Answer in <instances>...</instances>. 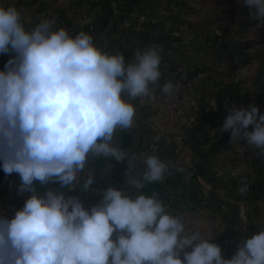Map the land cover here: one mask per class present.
Here are the masks:
<instances>
[{"label":"clouds","instance_id":"clouds-1","mask_svg":"<svg viewBox=\"0 0 264 264\" xmlns=\"http://www.w3.org/2000/svg\"><path fill=\"white\" fill-rule=\"evenodd\" d=\"M242 3L264 23V0ZM54 23L43 19L28 29L20 10L0 0V55L14 53L0 69V168L19 175L20 193H31L13 218L0 217V264H264V228L224 258L211 237L186 233L182 216L166 211L158 194H143L170 174L169 162L129 156L112 143L118 128L132 126L133 99L154 98L155 85L175 93L171 80L160 82V46L137 48L126 62L123 52L97 47L89 33L72 35ZM229 130L234 144L244 139L264 156L258 106L230 108L220 127ZM90 156L127 160V184L135 191L110 186L91 209L63 191L37 192L36 182L70 187ZM93 183L89 175L83 189Z\"/></svg>","mask_w":264,"mask_h":264},{"label":"rangeland","instance_id":"rangeland-1","mask_svg":"<svg viewBox=\"0 0 264 264\" xmlns=\"http://www.w3.org/2000/svg\"><path fill=\"white\" fill-rule=\"evenodd\" d=\"M196 2L3 0L5 6L20 10L22 23L28 29L50 19L55 28L64 27L72 35L85 31L100 49L123 52L126 58L131 56L133 47L159 45L161 83L171 80L175 84L190 80L196 73L210 74L199 84L181 91L175 115L168 122L155 102L156 106H135V132L126 128L119 147L129 156L145 153L169 162L170 174L159 181L164 185L161 200L166 211L182 216L186 233L199 231L203 237H211V242L220 246L222 256L231 259L245 238L264 228V156L244 139L234 144L230 130L220 131L229 111L220 114L217 105L221 102L229 108H247L255 104L264 113V102L260 100L264 92V79L260 82L264 74V49H260L264 45V23L250 17L242 0L233 1L234 6L229 1L226 7L213 8L196 6ZM212 12L223 13V18L211 21L207 15ZM234 15H239L235 27L228 21ZM120 17L129 24L128 28L116 29ZM13 55L5 54L0 61L2 66ZM244 65L253 66V76L249 83L245 77H239L240 82L232 91L227 82L229 75H238ZM229 90L235 93L234 97L228 98ZM169 100L164 94L158 101L162 105ZM214 115L216 120H210ZM147 123L156 131L148 130ZM248 130H253L251 125ZM90 164L78 190L55 184L53 191L77 197L86 209L100 204L103 191L110 186L122 188L126 194L135 191L127 184V160L99 156ZM142 167L137 163V174ZM89 175L94 176V183L83 189ZM20 184L15 172L1 178L0 217L13 218L31 196L29 192H19ZM242 187L246 191L241 192Z\"/></svg>","mask_w":264,"mask_h":264},{"label":"crops","instance_id":"crops-1","mask_svg":"<svg viewBox=\"0 0 264 264\" xmlns=\"http://www.w3.org/2000/svg\"><path fill=\"white\" fill-rule=\"evenodd\" d=\"M231 2V6H234L235 4H234V2L233 1H235V0H197V2H196V6H200V7H203V6H208V7H226V2L228 3V2ZM203 13H205V12H203ZM212 14V15H211ZM215 14V15H214ZM208 17H210V20L211 21H214V20H219V18H223V13L221 14V13H219V12H212V13H210V15H207ZM219 17V18H218ZM201 20H205L204 18H201ZM239 20V15L237 16V15H234V18L232 17V16H230L229 18H228V21H229V23H231V25H233V27H235L234 25H235V22H237ZM242 21V20H241ZM228 34H230V33H228ZM261 38L263 39L264 38V33H262L261 34ZM95 39V38H94ZM97 40H99V38H97ZM264 40V39H263ZM249 42V41H248ZM247 42V44H246V46H247V48H248V46L250 45L249 43ZM99 45H101V43L99 44ZM104 45V44H103ZM241 45H243V44H241ZM233 46H235L234 44H233ZM137 48H140V47H133V52H132V54H130L131 56H129V57H125V59H126V62H131V60L133 59V57H134V51L137 49ZM143 48V47H142ZM260 49H264V45H262L261 46V48ZM109 53H111L110 52V50L108 51ZM10 53V52H9ZM8 53V54H9ZM7 54V55H8ZM5 55V54H4ZM4 55H0V61L1 60H4ZM220 61H218V63H219ZM233 63H235V61H233ZM263 63H264V61H263ZM253 64H255V63H253ZM3 67L4 66H2V64L0 63V69H3ZM253 66L252 65H244V67H243V69L239 72V73H241V74H239L238 73V75H236V74H230L229 75V79H228V84H229V86H230V88L232 89V91H234L235 89H236V87L238 86V84H239V82H240V79H239V77H245L246 78V82H250V80H251V78H252V76H253ZM219 70V69H218ZM231 73V72H230ZM262 79H264V74H263V77H261V79H260V82L261 81H263ZM260 90H261V88H260ZM263 90V89H262ZM264 91V90H263ZM261 94H263L260 98V100H261V103L262 102H264V92L263 93H261ZM234 97L235 96V93L234 92H230V90H229V92H228V98H230V97ZM219 108H221V113L220 114H223V112L224 113H226V112H228L229 111V106H226L225 107V104H223V106H222V103L221 102H218V105H217ZM217 114V113H216ZM205 115V114H204ZM207 115V114H206ZM220 116V115H219ZM204 117V116H203ZM215 118V115L212 117V119H210V120H213ZM214 120H216V119H214ZM147 125H148V130H150V131H153V130H155L154 128H153V126H152V124H150V123H147ZM156 131V130H155ZM127 132V129H117L116 131H115V133H114V136H113V141H112V143L113 144H115V145H117V146H120V144H121V140H122V138H121V136L123 135V134H125ZM97 157H99V156H90L89 157V162L91 163L92 162V159H95V158H97ZM91 165V164H90ZM55 184H59L60 185V182L59 181H55V182H50V183H47V184H40L39 182H36L35 183V186H36V189H37V192L39 193V194H41V195H43L44 194V192L45 191H47V190H49V189H51V190H53V187H55L56 185Z\"/></svg>","mask_w":264,"mask_h":264},{"label":"built area","instance_id":"built-area-1","mask_svg":"<svg viewBox=\"0 0 264 264\" xmlns=\"http://www.w3.org/2000/svg\"><path fill=\"white\" fill-rule=\"evenodd\" d=\"M128 27H129V24L128 23L125 24L124 21L116 24L117 30L126 29ZM209 76H210V74L205 73V72L204 73H196L190 78V80H187V81L182 80L181 82L175 83L177 85L175 93H174V95L169 96L170 100L167 104H165V102L163 101V103L161 105L158 101L159 99L161 100L162 96L164 95V93H162L160 87L153 89L154 98H152V99H150L148 97L136 98V99H133L131 102L134 104V106H139V105L140 106H150L151 104L156 106L153 103V102H155L157 104V106L159 107V109L162 111V114L165 115V121L168 122L169 119H172L173 116L175 115L176 108L179 104V97L181 96V91L186 89V88H191L192 86H195L196 84H199L201 81H204ZM165 105H168V107H166ZM164 124H165V122H164ZM128 129H130L132 132H135L134 124H132V126L129 127ZM89 165H90V162L88 160L84 170L80 173H77L75 182L70 187H68V189L70 191H76L79 189L83 174L88 169Z\"/></svg>","mask_w":264,"mask_h":264},{"label":"trees","instance_id":"trees-1","mask_svg":"<svg viewBox=\"0 0 264 264\" xmlns=\"http://www.w3.org/2000/svg\"><path fill=\"white\" fill-rule=\"evenodd\" d=\"M131 3H136V0H129ZM3 176H6L5 172L2 168H0V180ZM170 182H167L169 184ZM143 194L152 195L153 193L158 194V197L162 199L164 197V185L161 182H154L151 184H147L145 188L142 190Z\"/></svg>","mask_w":264,"mask_h":264},{"label":"water","instance_id":"water-1","mask_svg":"<svg viewBox=\"0 0 264 264\" xmlns=\"http://www.w3.org/2000/svg\"><path fill=\"white\" fill-rule=\"evenodd\" d=\"M119 21L122 22V17L119 18Z\"/></svg>","mask_w":264,"mask_h":264}]
</instances>
